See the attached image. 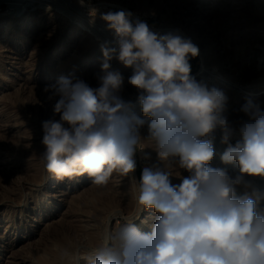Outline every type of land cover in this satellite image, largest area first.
<instances>
[{
	"label": "clouds",
	"instance_id": "1",
	"mask_svg": "<svg viewBox=\"0 0 264 264\" xmlns=\"http://www.w3.org/2000/svg\"><path fill=\"white\" fill-rule=\"evenodd\" d=\"M100 18L113 40L100 45L97 86L73 72L45 88L57 98L59 119L42 121L41 159L58 181L86 175L106 186L113 173L136 181L139 213L106 228L103 243L77 264H264L261 103L246 95L230 119L227 94L193 73L200 48L181 29L154 31L126 9ZM113 59L132 69L135 101L123 97L125 78ZM147 147L157 162L137 180L136 157L151 160ZM217 158L223 166H213ZM145 211L149 231L142 232L135 221Z\"/></svg>",
	"mask_w": 264,
	"mask_h": 264
},
{
	"label": "rangeland",
	"instance_id": "2",
	"mask_svg": "<svg viewBox=\"0 0 264 264\" xmlns=\"http://www.w3.org/2000/svg\"><path fill=\"white\" fill-rule=\"evenodd\" d=\"M257 1L264 2L85 0L82 7L79 0H0V264H59L52 255L67 234L70 235L69 230L65 232V223L71 221L75 224L79 219L77 222L83 226L86 234L81 232L82 236L76 235L77 241L68 258V264H77L78 258L97 246L88 238L94 237L101 244L106 228L115 227L139 213L136 202L138 189L134 180L113 173L106 186L92 184L86 175L71 181H58L46 172L41 159L44 152L41 143L42 121L59 119L53 112L57 98L50 99L51 93L45 88L55 84L59 76L73 72L93 87L97 86L95 74L100 72L103 58L100 45L113 40L100 14L126 9L133 12L134 19L138 17L146 21L154 31L181 29L200 48V56L191 61L193 73L200 71L203 64L206 72H209V68L212 70L209 76L211 83L226 89L232 115L236 114L232 110L245 103V96L249 94L240 85L250 86L254 84L253 79L259 78L257 73L250 77L255 72L250 58L258 47L264 45V7H258ZM43 16H50L51 20L41 21ZM212 60H216L214 65L217 68L210 64ZM111 64L125 78L123 97L135 101L137 90L127 82L132 69L125 68L116 59ZM33 92L42 99L40 105L47 115L46 119L31 108ZM14 94L19 96L20 103H14ZM253 98L264 108V92ZM136 111L140 113L139 105ZM146 131V128L142 129L143 136H147ZM11 145L17 149L25 147L26 152H30L29 162L6 153ZM216 147L222 150L219 138ZM39 148L42 149L38 156L32 157L31 154H35ZM143 151L151 154V160H144L143 154L138 152L137 180L144 166L157 162V153L152 147ZM35 161L41 165L38 170L35 169ZM34 170L38 171L35 178L32 174ZM181 172L187 176L184 171ZM175 178L173 176L172 181ZM126 187L130 188L128 191L132 195L130 210L113 204L102 212L100 219L94 218L95 210L101 211L99 203L103 202L104 197H108L112 191L118 197H125L128 192ZM149 211L143 212L141 218L135 221L142 232L149 231L147 225L141 223ZM51 258L54 262H50Z\"/></svg>",
	"mask_w": 264,
	"mask_h": 264
},
{
	"label": "bare ground",
	"instance_id": "3",
	"mask_svg": "<svg viewBox=\"0 0 264 264\" xmlns=\"http://www.w3.org/2000/svg\"><path fill=\"white\" fill-rule=\"evenodd\" d=\"M258 2V7H260V8H263L264 7V2L263 1H257ZM20 7H21V5H20ZM126 7V6H125ZM22 8V7H21ZM123 8V7H122ZM156 8V7H155ZM19 9V8H18ZM21 10V9H20ZM18 11V10H17ZM210 15V14H209ZM45 19H48V20H51V18H50V16H43V17H41V21H44ZM142 20V19H141ZM39 22V21H38ZM43 23V22H42ZM263 34H264V26H263ZM186 36V35H185ZM192 39V38H191ZM38 40V39H37ZM193 40V42L195 43L196 41L194 40V39H192ZM41 42V41H40ZM38 45V44H37ZM1 46H3V45H1ZM8 46V45H7ZM9 47L11 48V46L9 45ZM45 49V48H44ZM92 53V52H91ZM216 55V54H215ZM215 57V56H214ZM218 57V56H217ZM250 58V57H249ZM212 59V58H211ZM217 59V58H216ZM251 60H252V64H253V68H254V71L255 72H252V75L250 76V77H252L253 75H255L256 73H257V75L259 76V78H257V79H253V83L254 84H251L250 86H243V85H240V87L241 88H244L246 91H248V93L249 94H252V96H256V95H258V94H260V93H263L264 92V45H262V46H260V47H258V49L256 50V52L254 53V55L253 56H251V58H250ZM214 61H216V60H212V62H210V64H212V65H214ZM225 61V60H224ZM32 62V61H31ZM220 63V62H219ZM32 65V64H31ZM221 65V64H220ZM215 67H216V65H214ZM214 67V68H215ZM217 68V67H216ZM248 68V67H247ZM205 65L203 64V66H202V69L200 70V71H198V72H196V73H202L203 75H205V76H210L211 74V72H212V70L209 68V72H206L205 70ZM252 71V70H251ZM1 72V71H0ZM228 72V71H227ZM3 73V72H2ZM196 73H194V74H196ZM223 73H225V72H223ZM229 73V72H228ZM226 74V73H225ZM2 75V74H1ZM226 75H228V74H226ZM222 76H223V74H222ZM246 77V76H245ZM244 77V78H245ZM249 77V78H250ZM225 78H227V79H231L229 76H226ZM243 78V77H242ZM223 79V78H222ZM248 79V78H247ZM223 80H225V79H223ZM249 80V79H248ZM245 81H246V79H245ZM31 82H34V80L33 81H31ZM240 82V81H239ZM252 82V81H251ZM246 83H247V81H246ZM245 83V84H246ZM30 85V84H29ZM29 87H32V84L29 86ZM220 89H222L224 92H226V89H224L222 86H218ZM13 89V88H12ZM19 89V88H18ZM14 91V90H13ZM15 93V92H14ZM21 95V94H20ZM32 95V94H31ZM14 96H15V94H14ZM39 97V96H38ZM37 97V94L36 93H34L33 92V95L31 96V103H30V105H31V108L33 109V110H35L36 111V113H39V114H41L42 115V117H43V119H46V117H47V115L46 114H44L43 113V108H42V106L40 105V104H42L41 102H40V100L42 101V99H39ZM15 98V99H14ZM13 99H14V103H18L19 102V96L18 95H16L15 97H14ZM28 101V100H27ZM45 101V100H44ZM20 103V102H19ZM45 106V105H44ZM262 107H263V105H262ZM18 108V107H17ZM28 108H29V106H28ZM27 110V109H26ZM32 110V111H33ZM232 110V109H231ZM30 111H31V109H30ZM34 111V112H35ZM35 114V113H34ZM240 116H242L243 114L241 113V114H239ZM237 118V114H234V113H232V115H230V119H236ZM48 119V118H47ZM146 133H147V131H146ZM145 133V134H146ZM13 138V137H12ZM23 142V141H22ZM28 143V142H27ZM9 144V143H8ZM24 144V143H23ZM29 144H30V142H29ZM26 145V144H25ZM35 145V144H34ZM31 146V145H30ZM35 147H36V145H35ZM2 148V147H1ZM18 148V147H17ZM16 148V146L15 147H13L12 145L10 146V147H8V150L7 151H5L6 153H8V154H10V155H12V156H14V157H16L17 159H19V158H24V159H30V155H29V151H27L26 152V149H25V147H23L22 149L21 148H19V149H17ZM33 149H34V147H32ZM44 148V147H43ZM6 149V148H5ZM41 149L42 148H39L38 149V151H36L35 150V154H31L32 155V157H35V156H38V153L41 151ZM3 150V149H2ZM32 151H34V150H32ZM31 151V152H32ZM2 152V151H1ZM154 153V152H153ZM3 154V153H2ZM1 155V154H0ZM35 155V156H34ZM5 156H7V155H5ZM1 157V156H0ZM40 158V157H39ZM24 159H23V161H24ZM26 161V162H29V161ZM25 162V161H24ZM31 162V161H30ZM40 163H41V161H40ZM27 164V163H26ZM42 165H43V163H42ZM213 165L214 166H223V165H221V163H220V161L218 160V159H216V160H214V162H213ZM30 166V165H29ZM33 166V165H32ZM34 166H35V169H39L40 167H41V165L39 164V161L37 162V161H35V163H34ZM33 166V167H34ZM31 167V166H30ZM32 167V168H33ZM15 168V167H14ZM32 171L31 173L32 174H34V177L33 178H35V176H37V172L38 171ZM179 171H183V170H179ZM185 172V174H187L188 175V173L186 172V171H184ZM182 173V172H181ZM183 176H186V175H183ZM40 176H38V178H39ZM1 178V177H0ZM40 178H42V177H40ZM39 178V179H40ZM5 179V178H4ZM38 179V180H39ZM4 181V180H3ZM7 181V180H6ZM178 181L179 180H177V178H175L172 182L175 184L176 182L178 183ZM10 183V182H9ZM134 183H136V181L134 182ZM137 184V183H136ZM14 185V184H13ZM135 186V185H134ZM112 187V186H111ZM129 187V186H128ZM136 187V186H135ZM11 189V188H10ZM126 189H127V191L130 189H128L127 187H126ZM95 190V189H94ZM99 190V189H98ZM125 190V189H124ZM132 191V190H131ZM129 192V193H128ZM127 193H125V197H118L116 194H115V192H111L110 193V195H108V197H104V200H103V202L100 204L99 203V207H101V211H98V209L97 210H95V212L93 213V216H94V218H96V219H100L101 217H100V215H102L103 213L102 212H104V210L107 208H111V205H113V204H115L114 206H116V205H120L121 207L123 206V208L124 207H127V209L129 208V206H130V204L132 205V200H131V194H130V191H128ZM134 193V192H133ZM132 193V194H133ZM84 194V193H83ZM122 195V194H121ZM82 200V199H81ZM70 203V202H69ZM75 203V202H74ZM82 203V202H81ZM76 204V203H75ZM78 204V203H77ZM71 205V204H70ZM81 205V204H80ZM72 206V205H71ZM97 206V205H96ZM68 207V206H67ZM90 207V206H89ZM98 207V206H97ZM98 207V208H99ZM73 208V207H72ZM74 208H76V207H74ZM114 208V207H113ZM77 209V208H76ZM80 209V208H79ZM79 209H78V211H79ZM92 209V208H91ZM100 209V208H99ZM124 209H126V208H124ZM66 210V209H65ZM69 210V209H68ZM129 210H130V208H129ZM73 211H74V209H73ZM81 211V210H80ZM83 211V210H82ZM107 214V213H106ZM71 215V214H70ZM74 216H76V215H74ZM82 216V215H81ZM103 216V215H102ZM71 218H72V215H71ZM78 218V217H77ZM77 221H79V219H77ZM76 221V222H77ZM76 222H74L75 224H72L71 223V221H70V223H68V221H67V224L65 223V228H67V230L65 231V232H68V230H69V234L70 235H68L67 233V236H66V239L65 240H63L62 241V243H61V246L60 247H56L57 248V250L55 249V251L53 252V259L55 260L56 259V261H58V262H60L59 264H65V263H67L68 264V262H69V259L68 258H70V256L72 255V250H73V248H74V244L76 243V241H77V237H76V235H81L82 236V234L83 233H81V232H84L85 233V230H84V228H83V226L81 225V224H78V222L76 223ZM99 227V226H98ZM83 228V229H82ZM89 230V229H88ZM91 231H94V230H92L91 229ZM96 232V231H95ZM64 234V233H63ZM86 234V233H85ZM96 234V233H95ZM94 234H93V232H92V236H93ZM99 237V236H98ZM70 240V241H69ZM88 240L89 241H91V242H93V244H94V246H98V244L100 245V242L97 240L96 241V239H94V237H90V238H88ZM43 242V241H42ZM90 242V243H91ZM92 244V243H91ZM46 245V244H45ZM44 246V245H43ZM55 246V245H54ZM52 248V247H51ZM12 249V248H11ZM10 249V250H11ZM53 249V248H52ZM54 250V249H53ZM53 250H50L51 252L53 251ZM85 253V252H84ZM50 254H52V253H50ZM50 256V255H49ZM14 258V257H13ZM50 257H48V259H49ZM52 258H51V261L50 262H54L53 260H52ZM50 260V259H49ZM11 261V260H10ZM14 261V260H13ZM46 261H47V259H46ZM55 261V262H56ZM6 262V261H5ZM70 263V262H69ZM73 263V262H72ZM4 264H7V263H4ZM11 264V263H10Z\"/></svg>",
	"mask_w": 264,
	"mask_h": 264
}]
</instances>
